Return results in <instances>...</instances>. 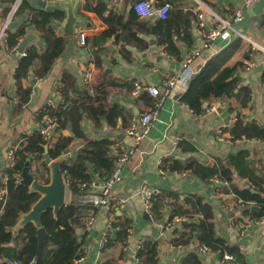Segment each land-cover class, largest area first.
Listing matches in <instances>:
<instances>
[{
    "label": "crops",
    "instance_id": "crops-1",
    "mask_svg": "<svg viewBox=\"0 0 264 264\" xmlns=\"http://www.w3.org/2000/svg\"><path fill=\"white\" fill-rule=\"evenodd\" d=\"M25 1L35 10L63 13V19L53 20L51 25L54 34L64 38L65 43L62 53L53 61L45 77L36 78L32 70L30 77L22 81V87L30 89V98L21 110H17L14 72L18 61L29 48L37 47L44 51L46 45L40 34L27 26L25 35L18 40L17 46L9 49L6 44L8 32L25 24L27 14H21L18 18H13L14 14L9 17L16 0L12 5L8 0H0V196L3 195L0 215L6 200L5 184L9 178L7 171L14 163V153L23 143V136H30L33 131L39 130L40 111H44L47 106L56 107L62 102L74 116L76 107L81 106L78 108L81 115L78 135L72 131L70 124L58 130L56 125L47 139L48 148H52L59 137L70 138L66 154L51 159L45 147L44 153L46 150L51 159L50 164L45 163L44 153L40 159L32 155L25 163H28L27 172L32 178L31 184H21L25 165L19 176H14V179L18 178L17 183L39 195L38 201L45 197L38 189L50 186L53 181V168L60 170L62 162H74L87 141L110 142L108 152L113 164L108 174L101 177L93 173L90 180L107 177L112 173L116 165L112 148L114 143L121 142L134 148L130 161L121 167L122 181L110 191L115 225L118 226L123 221L129 222L125 241L117 240L115 232L106 229L110 212L98 206L95 210L77 207V204L92 206L93 199L98 200V196L91 189L72 192L69 183L66 184L67 177L60 170L64 186L61 208L73 206L79 211L73 239L81 244L78 251L81 256L73 264H137L135 252L144 241L157 243L159 264H187L185 261L192 255H196L201 264H223L214 253L198 252L197 246L202 243L195 233L185 245L176 246L173 243L185 231L184 225L198 222L202 218L198 213L177 215L171 221L169 219L172 208L190 214L195 209L194 197H201L210 205L216 235L231 246L238 247L246 264H264V228L252 229L243 235L239 234L237 228L238 224L249 219L243 214L244 211L257 212L259 207L232 193L228 183L209 178L200 170L223 165L234 172L235 159L232 160L230 156L246 151L248 169L250 165L254 174L264 178V140H233L230 134L238 118L247 124L264 128V51L253 49L250 43L238 37H232L229 42L217 40L211 49L203 48L205 34L216 27L211 13L225 18L238 12L243 15V20L236 26L237 30L250 42L264 48V0H259L249 8L245 7L243 0H152L153 8L169 4L170 11L163 21L155 17L141 19L134 16L132 5L140 0ZM102 7L106 10L101 11V15L108 18L114 31L110 35L106 34L109 25L92 10H101ZM69 10L76 22L73 33L66 34L64 28ZM198 14L203 15V28L199 26ZM12 23H16V26L10 28ZM80 32L86 35L87 46L84 48L78 45ZM21 45L23 50L19 53ZM195 52L200 54L192 61L191 72L186 73L182 64ZM209 62H213L217 68L213 77H222L226 83L236 79L237 89H249L250 99L246 105H241L239 98L231 96L227 88H219L214 97L203 101L200 113H194L182 101L188 83ZM247 63L253 66L248 69ZM38 64L37 61L35 69ZM87 71L91 76L84 83ZM179 75L187 78L183 92L178 96L165 98L159 122L153 125L147 138L135 144L125 136L124 130L133 118H138L155 106L156 97L150 96L147 88L154 87L157 94L161 95L165 89L164 83ZM135 82L141 86L137 97L132 96ZM237 89L233 94L237 93ZM88 106L94 109L101 107L105 113H89L86 109ZM211 107H215V112L210 111ZM9 150L13 151L11 163L7 159ZM42 164L47 168V184L40 180ZM89 170L92 173L93 168L90 166ZM233 184L240 190L247 188L251 194H258L253 186L249 189L248 179L236 177ZM142 186H149L159 192L152 200L153 208L154 204L158 208L156 218L153 208L151 212L144 210L140 194ZM223 188H227L228 192L223 191ZM85 197V200H80ZM120 202L123 204L122 208L118 207ZM36 203L27 213L19 214L16 225L9 228L13 236L26 222L37 226L31 218ZM253 207L257 209L251 210ZM52 213L54 216L57 214L53 210ZM177 218L183 220L168 228L167 225ZM90 219L93 221L87 228ZM232 220L236 221L235 225H232ZM46 236L45 234V238ZM105 236L108 242L103 245ZM2 247L10 249L14 244L11 242ZM56 247L55 242H48L42 256L50 257ZM12 254V251L9 254L3 252L0 264H23Z\"/></svg>",
    "mask_w": 264,
    "mask_h": 264
},
{
    "label": "trees",
    "instance_id": "trees-1",
    "mask_svg": "<svg viewBox=\"0 0 264 264\" xmlns=\"http://www.w3.org/2000/svg\"><path fill=\"white\" fill-rule=\"evenodd\" d=\"M10 1V5L14 4L15 0ZM12 3V4H11ZM98 15H101V11L106 10L105 7L92 8ZM21 14H27V21L25 24L19 25L17 29L12 32H8L6 36V44L9 49L14 48L18 44V40L25 35V29L27 26L35 29L41 39L44 41L46 47L44 51H40L37 47H31L25 52L17 64L14 72V80L16 86V96L18 99L17 110L28 102L30 98V89H24L22 87V81L27 80L32 73L36 78H43L47 75L53 61L62 53L65 40L62 37H57L54 34V30L51 25V21H61L63 19V13L60 11L46 12L44 10L33 9L25 0H22L17 10L14 13L13 18H18ZM134 16H136L134 14ZM104 21L109 25L107 35L114 33L110 27L108 18H104ZM39 62L37 69L34 68L36 62ZM216 67L213 62H209L207 67L205 66L192 80L188 83L185 93L182 96V101L193 111L194 113H200L202 108V102L210 100L217 93L219 88H227L230 90L231 96L239 98L241 105H246L250 99V91L247 88L241 87L237 89L236 79H232L229 82H225L222 77H213L216 71ZM226 72H229L228 70ZM229 74V73H228ZM64 80V78H63ZM262 80L264 81V71L262 72ZM237 89V93L233 94V91ZM243 97V99H241ZM65 102V101H64ZM65 104L59 103L56 107L44 108V111H40L38 119L45 115L53 117L57 125V130L65 128L66 124H70L72 131L78 135V121L81 115L76 107V115L69 113V109L64 107ZM87 111L92 114H104L105 112L101 107L94 109L92 106H88ZM109 112L107 113V118ZM40 130V127H39ZM39 130L33 131L30 136H23V143L19 150L14 153V163L12 167L7 171L9 176L5 188H6V200L3 207V213L0 215V255L3 252H13L12 256L21 261L23 264H73V262L81 256L79 248L81 244L76 243L73 239L74 227L77 226V215L79 211L73 206H65L61 208L54 216L52 210H47L40 216L39 226H34L31 222H26L24 226L17 231V234L13 236L9 231L16 225L19 214L27 213L32 205H34L39 195L35 192L29 191L27 186L17 183L14 176H19L25 163L30 159L32 155H36L37 159H40L44 153V148L48 149V154L51 159L61 157L66 154L70 138L59 137L52 148H48L49 141L44 140ZM233 140L249 139V140H264V128L257 127L254 124H247L241 118H238L236 124L230 130ZM110 142L107 141H87L83 148L78 152L77 158L74 162L68 164L62 162L60 170L64 172L67 177V181L71 186L72 192L76 193L79 183L89 182L90 175L96 173L98 176L108 174L112 167V159L109 155L108 148ZM248 153L241 151L234 156H230L233 162L235 170L230 171L226 166L219 165L212 168H201L209 178H216L221 182L228 183L230 191L235 195L242 197L244 200L254 202L259 207L257 212H250L246 210L243 212L249 219H257L264 216V178H261L254 174L252 168L247 167L246 159ZM42 172L40 173V180L45 184L48 183V172L44 164H42ZM90 166L93 168L90 172ZM236 177L238 179H248L249 189L252 188L258 191V194H251L247 188L240 190L233 184ZM223 191L228 192L227 188H223ZM195 201L193 206L195 209L189 214L185 212H178V209H171L170 221L174 216L200 214L202 218L198 222H190L184 225L185 231L179 234V237L173 241L176 246L185 245L193 234H197L198 241L203 245L209 247L212 252L215 253L219 261L222 260L223 254L231 256V260L228 264H246L243 254L240 249L235 246H231L224 239L216 235V229L213 223V215L210 205L204 201L201 197H194ZM152 212L158 215V208L154 204ZM158 217V216H157ZM119 230L115 232L116 239L125 241L128 236L129 222L123 221L119 224ZM62 228V230H60ZM39 229H43L47 235L42 249L39 254H36L38 239L37 232ZM53 241L57 247L53 251L52 255L42 256V251L48 242ZM13 243L14 247L3 248L2 245ZM13 249H17L14 251ZM38 253V252H37ZM137 264H159L157 243L151 241H144L135 252ZM190 261V262H189ZM187 264H201L196 255H192L187 258ZM186 264V263H183Z\"/></svg>",
    "mask_w": 264,
    "mask_h": 264
},
{
    "label": "built area",
    "instance_id": "built-area-1",
    "mask_svg": "<svg viewBox=\"0 0 264 264\" xmlns=\"http://www.w3.org/2000/svg\"><path fill=\"white\" fill-rule=\"evenodd\" d=\"M258 1L259 0H243L246 8L253 6ZM152 3H153L152 0H140L132 5V11L138 18L141 19L155 17L161 21L165 20L170 11L169 4H163L159 8H153ZM211 16L216 23V27L210 29L205 34L204 36L205 38L203 41L204 49H211L212 45L217 40L229 42L232 37H238L250 43L253 49L264 51V48H262L257 44H254L253 42H250L248 38L240 34V32L237 30L236 26L239 23H241L243 20V15L241 13L238 12L225 18H221L214 13H211ZM197 17L199 20V26L203 28L204 27V24L202 22L203 15L198 14ZM78 45L82 48L87 46L86 35L84 32L79 33ZM199 54H200L199 52H195L186 58L185 62L182 64V67L184 70H186V73L191 72V63L195 57L199 56ZM247 65H248V69L253 66V64H249V63H247ZM90 76H91L90 72L87 71L84 75V83H87L90 80ZM186 83H187V78L183 75H179L169 78L164 83L165 89L161 95L157 94V91L154 87L147 88L149 95L152 97H156V104L151 110L142 113L138 118H133L130 121L128 127L124 130L125 136L131 138L135 142V144H139L145 138H147L153 125L159 122L160 109L165 98L173 95L175 96L180 95L183 92L184 88L186 87ZM140 90H141L140 84L135 82L132 91V96L137 97ZM210 111L215 112V107H211ZM55 126L56 123L53 117H49L46 115L42 117L40 122V134L43 136L45 140L50 138ZM112 148H113V158L115 159L116 162L115 168L113 169L112 173L107 177H103V178L96 177L89 180V182L79 183L78 188L81 190L91 189L96 192L98 196L97 206L111 213L108 218L106 229L109 230L110 232H116L120 228L119 226L115 225V222L113 220L111 211L113 210L114 205L112 204L110 191L115 185L119 184L122 181L121 167L125 166L130 161L134 153V148L127 147L123 145L121 142L114 143ZM7 159L10 163L12 162L13 159L12 150L8 151ZM158 164H161V162H158ZM161 174H163L162 171ZM15 181L17 182L18 178H15ZM215 182L218 181L215 180ZM67 183L68 182H66V184ZM140 194L143 199L145 212H151L153 208L152 200L154 196H157L159 194V192L154 190L153 188H150L149 186H142L140 189ZM0 202H3V195L0 196ZM121 203L122 202H120V206H118L119 208H122L123 206V204ZM182 220L183 219L177 218L175 222L169 223L167 227L170 228L174 223L176 224L180 223ZM92 221H93L92 219L88 221L87 228L91 226ZM235 224L236 221L232 220V225ZM237 228L239 230L240 235H243L252 229L264 228V216L257 219H246L242 223L238 224ZM107 242H108V238L107 236H105L103 238L102 243L103 245H105ZM197 250L202 254L214 253L209 247L203 244H199L197 246ZM231 259L232 258L230 255L223 254L221 262L223 264H227ZM13 264H19V263L13 262Z\"/></svg>",
    "mask_w": 264,
    "mask_h": 264
},
{
    "label": "water",
    "instance_id": "water-1",
    "mask_svg": "<svg viewBox=\"0 0 264 264\" xmlns=\"http://www.w3.org/2000/svg\"><path fill=\"white\" fill-rule=\"evenodd\" d=\"M20 1L21 0H16L15 4L13 5V8L11 10L9 17H12V15L16 11ZM75 22H76V20L73 17L71 11L69 10L68 11V17L66 20V25L64 28V32L66 34L73 33V25L75 24ZM15 26H16V23H12L10 25V28H13ZM22 50H23V46L21 45L18 52L21 53ZM43 158H44L45 163L47 165L50 164L51 159L49 158L46 150H45V153L43 155ZM226 164H228V162ZM27 167H28V163L25 165V168H24L22 175H21V177H22L21 184H24V185H29L32 182V178L28 175ZM53 173H54V177H53V181H52L51 185L48 187H45V188L38 189L41 193H43L45 195V197L36 203V205L33 208V212L31 214V218L35 221L37 226H39V224H40V216L42 215V213H44L46 210L51 209V208L56 213L63 206L64 186L62 184L61 171L57 167H55V168H53ZM86 198L87 197L80 198V200L83 201ZM97 201H98L97 198H94L93 202H92V206H80L81 204H77L78 205L77 207L78 208H85L86 207L88 209L95 210L97 207ZM256 209H257L256 207H253L251 210H256ZM37 238H38L37 252L39 253V251L42 247L44 238H45V234H44L43 229L38 230Z\"/></svg>",
    "mask_w": 264,
    "mask_h": 264
}]
</instances>
